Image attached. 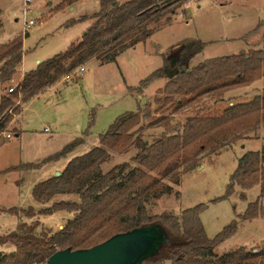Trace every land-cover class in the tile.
<instances>
[{"label":"trees","instance_id":"trees-1","mask_svg":"<svg viewBox=\"0 0 264 264\" xmlns=\"http://www.w3.org/2000/svg\"><path fill=\"white\" fill-rule=\"evenodd\" d=\"M76 1L65 0L58 9ZM98 1V12L78 19V22L93 20L79 42L27 72L16 88L0 98V135L8 131L9 124L21 113V106L16 103L20 95V102L26 103L90 60L100 64L114 62L119 54L170 25L178 11L184 15L186 3L192 0ZM202 46L198 39H190L171 47L168 53L160 55L161 68L141 80L138 88L128 89L130 93L142 92L152 81L165 76L168 84L158 92L164 98L156 101L159 107L155 115L141 108L120 115L99 135L100 146L71 159L58 177L33 187L32 198L40 205L57 195L77 196V202L61 201L37 212L52 215L65 211L72 217L55 234H36L38 222L29 225L20 221L14 231L0 236V245L13 247L9 253L0 251V264H46L47 258L57 250L90 248L115 234L152 223L163 228L166 240L142 264H264V249L256 253L238 249L220 256L215 254L217 245L233 236L239 223L232 221L214 239H208L199 219L207 207L204 204L183 210L180 215L166 213L150 217L147 214L146 204L169 194L171 184L178 185L181 176L190 173L201 158L225 146L231 150L237 141L248 139L249 134L264 127V96L229 107L219 116L196 114L187 117L181 126H171L166 115L170 107L177 113L198 100L219 99L229 91L264 78V50L210 58L190 67L189 61L201 53ZM21 60L22 36L0 45V85L13 78ZM153 128H162L163 133L149 143L142 137ZM82 143L83 138L73 140L51 159L65 157ZM132 148L136 149L131 158L132 168L125 162L102 172L101 166L109 160L110 153L125 154ZM23 167L32 169L37 165ZM14 170L16 167H9L0 171V175ZM235 186L242 191L259 188L257 198L247 204L237 219L246 222L264 218V144L259 151L246 152L237 160L225 195L212 202L230 197ZM239 198L245 201L244 195ZM7 213L26 218L35 215L31 207L19 211L11 208Z\"/></svg>","mask_w":264,"mask_h":264},{"label":"rangeland","instance_id":"rangeland-1","mask_svg":"<svg viewBox=\"0 0 264 264\" xmlns=\"http://www.w3.org/2000/svg\"><path fill=\"white\" fill-rule=\"evenodd\" d=\"M64 1L32 0L28 4L29 10L25 19L33 20L35 23L28 32H24L23 0H0V45L22 36L25 53L21 68L31 70L36 66V61L42 63L66 51L71 43H75L81 37L85 21L78 22V17L80 15L90 17L99 10V2L96 0H85L72 5L71 8L65 6L58 9ZM181 13L178 11V16L170 25L155 32L146 40L145 49L148 53H145L142 45L139 46L136 51L129 52L121 62L119 61V64L121 63L119 69L116 63L101 68L94 64L87 66L84 64L83 76L81 74L79 78L75 77L78 69L76 68L67 74L72 77L71 81L66 82L64 80L66 75L63 76L58 82L64 83L52 86L48 94L29 100L22 106L19 120L20 136L17 138L12 132L16 130L13 127L18 124V116L9 124L8 131L0 135V171L16 167V170L3 174L4 177L0 178V236H7L20 222L18 216L7 213L8 209L15 208L19 211L23 210L20 208L35 206L31 195L33 187L51 177L54 170L63 164L65 157L51 158L67 144L77 138H83L84 141L85 137H89L90 142H97L99 135L105 133L115 119L125 112H135L141 108L151 116L155 115L154 111L159 107L156 101H162L164 98L158 92L163 91L168 79L163 76L152 81L145 91L132 92L142 97L140 100L130 96L122 98L121 75L124 72L126 82L136 83L139 74L133 71L134 67L141 68L139 72L150 73L157 62L162 61L163 65L160 56L162 53L166 54L168 53L166 50L175 44L178 43L176 48L192 38L210 43L203 52L189 61L190 67L210 58L247 52L251 49L264 50V22L260 21L264 19V0H195L186 7L184 15ZM243 43L247 45L245 50L242 49ZM253 86L255 87L249 86L247 89L243 87L231 93L227 92L219 99L203 98L191 104L190 108L181 109L177 113H173V108L170 107L166 115L171 119V126H181L187 117L196 114L204 117L219 116L229 107L248 103L256 96H264V78L255 81ZM8 93L5 90L4 95ZM21 97L20 95L17 101H20ZM47 100L52 102L47 104ZM162 133V128H153L145 132L142 138L151 143ZM6 134H10L11 138L7 139ZM251 138L264 141V129L259 133L249 134L248 139ZM244 142L245 140L237 141L231 150L225 146L213 155L201 158L190 173L181 176L178 185L171 184L172 191L169 194L159 199H151L146 204L148 216L155 217L166 213L180 215L183 210L204 204L207 207L199 219L208 239H214L232 221L236 220L239 223L236 233L217 245L214 249L215 254L220 256L238 249L256 253L264 249V218L259 217L246 222L237 219V215L245 211L247 203L255 200L256 187L242 191L235 186L230 197L212 202L225 195L237 160L245 154L244 152L259 150L261 147L259 140H253L246 144L244 151L240 149ZM132 149L134 150L125 153V157L113 155L110 162L101 166L102 172L106 173L113 166L125 162L132 168L134 164L131 158L136 154V149ZM31 165L37 167L32 169L23 167ZM240 195H244L245 201L239 198ZM62 198L69 202L75 200L74 196ZM59 200L61 197L54 198L46 206L51 207L54 203L60 202ZM63 213L55 212L24 222L29 225L38 222L36 234L40 232L55 234L68 220ZM2 246L4 250L2 252L9 253L10 249L13 251L9 244Z\"/></svg>","mask_w":264,"mask_h":264},{"label":"water","instance_id":"water-1","mask_svg":"<svg viewBox=\"0 0 264 264\" xmlns=\"http://www.w3.org/2000/svg\"><path fill=\"white\" fill-rule=\"evenodd\" d=\"M59 175L57 172L55 177ZM165 240L163 228L152 223L115 234L90 248L57 250L46 264H142L157 253Z\"/></svg>","mask_w":264,"mask_h":264},{"label":"crops","instance_id":"crops-1","mask_svg":"<svg viewBox=\"0 0 264 264\" xmlns=\"http://www.w3.org/2000/svg\"><path fill=\"white\" fill-rule=\"evenodd\" d=\"M82 1H85V0H78V1H76V2H74L73 4H71V5H69L68 6V8H71L72 7V5H76V4H79V3H81ZM96 1H98V0H96ZM126 1H129V0H126ZM125 0L124 1H120V0H118V2L119 3H124V2H126ZM193 1H195V0H192V1H189L188 3H186V5H185V7H184V9H186V7L189 5V4H191ZM99 2V1H98ZM70 11H73V9H70ZM99 11V10H98ZM98 11H96V12H98ZM96 12H94V13H96ZM93 13V14H94ZM88 15H90V14H88ZM92 15V14H91ZM82 16H86V15H80L79 17H78V19L80 18V17H82ZM78 19H77V21H78ZM93 23V20H85V23H84V26H83V28H82V32H81V37H80V39H78L75 43H71L70 45H72V44H76L77 42H79L80 40H81V38H82V35L86 32V30L91 26V22ZM261 22H264V19H262V20H260ZM259 21V22H260ZM258 22V23H259ZM253 30H255V28L253 29ZM26 37V36H25ZM193 39V38H192ZM194 39H196V38H194ZM202 44H203V49H202V52L205 50V47L207 46V44L208 43H210V42H204V41H202V40H200L199 38H197ZM146 42L147 41H145V42H143V43H138L137 45H135L133 48H130V49H127L126 51H124L123 53H121V54H119L116 58H115V61L114 62H109V63H103V64H100V63H98L97 61H95V60H90V61H88L87 63H85V66H87V65H90V64H94L96 67H99V68H101V67H104V66H107V64L109 65V64H113V63H116V65H117V67H118V69L119 68H121L120 67V65H121V63L119 64V61L121 62V60L124 58V57H126L127 55H128V53L129 52H131V51H136L137 49H138V47L139 46H143V48H144V50H145V53H148L147 51H146V49H145V45H146ZM211 42H213V41H211ZM263 42H264V27H263ZM69 45V46H70ZM178 45V43L177 44H175L173 47H175V46H177ZM68 46V47H69ZM67 47V48H68ZM242 49H246L247 48V45H246V43H243V45H242ZM169 50V49H168ZM168 50H166V51H168ZM65 52V51H64ZM24 53H25V51L23 50V43H22V60H21V63H20V65H19V67L17 68V72H16V74L13 76V78L9 81V82H7V83H5V84H3V85H0V98L5 94V90H9V89H11V88H16L19 84H20V82L22 81V79H23V77H24V75L27 73V72H29V71H32V70H35L36 68H37V66L40 64V62L39 61H36L35 62V64H36V66L33 68V69H31V70H29V69H25V68H21V65H22V61H23V57H24ZM149 56H150V54H149ZM50 59V58H49ZM149 59H150V57H149ZM149 59H148V61L147 62H149ZM146 62V63H147ZM143 65V64H142ZM162 66V61H161V63H156V65H155V67H153L152 68V70L153 71H155L156 70V68L158 67V68H160ZM140 69L141 68H133V71H135L136 72V74H139V76L137 77V79H136V83H128V82H126V77H125V72H124V74L123 75H121L122 76V79H123V85H122V98H125V97H127V96H130V97H132V98H134V99H137V100H140V99H142V97H140V96H136V95H134V93H130L129 91H128V89L129 88H136V87H138L139 86V82L141 81V80H143V79H145L146 77H148L149 76V74H151L152 72H150V71H148V72H150V73H147L146 71L144 72V71H141V72H139L140 71ZM143 69V68H142ZM155 69V70H154ZM151 70V69H150ZM84 71H85V68H84ZM121 73H122V71H121ZM81 76H83V74L81 75ZM139 81V82H138ZM62 83H64V82H57L56 84H54V85H52L53 87L54 86H57V85H59V84H62ZM255 84V82L254 83H252L251 85H250V87L252 86V87H255V86H253ZM52 86L51 87H48V88H46L42 93H40L39 95H37V96H35V97H33L32 99H30V100H34V99H38V98H40V97H42L43 95H46V94H48V92H50V90H51V88H52ZM150 86V85H149ZM149 86H147V87H145V88H143L142 89V91H145L146 90V88H148ZM247 88H249V86L248 87H245L244 89H247ZM243 89V88H242ZM235 90H233V91H230V92H228V93H231V92H234ZM18 102V104L21 106V113H22V110H23V108H22V106L25 104V103H21L20 101H17ZM52 101L51 100H47V104H50ZM129 112H131V111H129ZM136 112V111H135ZM21 113L18 115V124L15 126V127H13V128H16V130H14V131H12L13 133H14V136L15 137H19L20 136V134H21V126H20V122H19V120H20V115H21ZM126 113V112H125ZM8 129H9V127H8ZM262 129H264V127H261L257 132L259 133ZM17 134H18V136H17ZM258 138V137H257ZM257 138H251V139H247V140H245V142L243 143V144H241V147H240V149H244V151H245V146H246V144L248 143V142H251V141H253V140H259L260 141V146L262 147L263 146V144H264V141L263 140H260V139H257ZM89 137H85L84 138V141H83V143L81 144V145H79V146H77L75 149H73L70 153H68L67 155H65V159H64V162H63V164L60 166V167H58V169H55L54 170V172H53V175L51 176V177H53V176H55L54 174L55 173H57V171H63V169L65 168V166H66V164L71 160V159H73V158H75V157H78V156H81V155H83V154H85V153H87L88 151H90L92 148H94V147H98V146H100L99 145V139H98V141L97 142H95V141H89ZM261 147H260V149H261ZM259 149V150H260ZM132 150H134V149H130V151H132ZM259 150H248V151H243L244 153H246V152H249V151H252V152H255V151H259ZM243 153V154H244ZM113 155H115V153H110V158H109V160L107 161V162H110V160H112V158H113ZM117 155H119V154H117ZM119 156H124L125 157V154H120ZM109 167V166H108ZM6 175V174H5ZM48 176H50V175H48ZM1 177H4V175H0V178ZM51 177H49V178H51ZM48 178V179H49ZM47 180V179H46ZM43 181H45V180H43ZM43 181H41V182H43ZM40 183V182H39ZM38 184V183H37ZM36 184V185H37ZM256 189H257V195H256V198H257V196H258V191H259V188L258 187H256ZM72 196H74V198H75V200H72L71 202H77L78 201V198H77V196H75V195H57V196H55L54 198H57V197H61V200H59L60 202L61 201H64V202H66V201H69V200H63V199H65V198H62V197H72ZM53 198V199H54ZM255 198V199H256ZM52 199V200H53ZM51 200V201H52ZM50 201V202H51ZM35 202V201H34ZM57 203V202H56ZM248 203H250V202H248ZM247 203V204H248ZM48 204V203H47ZM47 204H45V205H40V204H38V203H36L35 202V206H30L31 208H33V210H34V213H35V215H34V217H32V218H35V217H40V218H42V217H45V216H48V215H38L37 214V212L39 211V210H41V209H43V208H48V206H46ZM20 209H23V210H25V209H27V208H20ZM58 212H60V213H62V212H64L62 215H65L67 218H68V220L69 219H71V217H72V214L71 213H67V212H65V211H58ZM54 214V213H53ZM32 218H26V217H22V216H18V219H19V221H27V222H29V221H31L30 219H32ZM19 223V222H18ZM2 245H0V251H4L3 250V246L1 247ZM9 252H11L12 251V249H10V250H8Z\"/></svg>","mask_w":264,"mask_h":264},{"label":"built area","instance_id":"built-area-1","mask_svg":"<svg viewBox=\"0 0 264 264\" xmlns=\"http://www.w3.org/2000/svg\"><path fill=\"white\" fill-rule=\"evenodd\" d=\"M31 1H32V0H23L24 8H23V10H22V16H23L22 21H23V31H24V32H28V31L30 30L31 26H33L34 23H35L33 20H28V21H27V20L25 19V16H26V14H27V12H28V10H29V6H28V4H30ZM82 72H84V67H83V66L78 67V69L76 70V75H75V77L79 78V76L82 74ZM64 80H65L66 82H69V81L72 80V77H71L70 75H66V76L64 77ZM12 90H13V88L9 89L8 92H11ZM44 131L47 132V129H45ZM6 138H7V139H10V138H11V135H10V134H6Z\"/></svg>","mask_w":264,"mask_h":264}]
</instances>
